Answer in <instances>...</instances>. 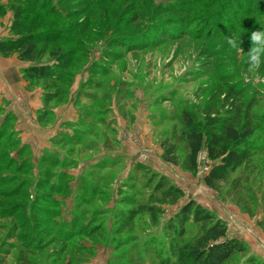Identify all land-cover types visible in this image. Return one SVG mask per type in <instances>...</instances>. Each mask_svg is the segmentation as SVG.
I'll use <instances>...</instances> for the list:
<instances>
[{"label": "rangeland", "instance_id": "1", "mask_svg": "<svg viewBox=\"0 0 264 264\" xmlns=\"http://www.w3.org/2000/svg\"><path fill=\"white\" fill-rule=\"evenodd\" d=\"M11 20L5 8L0 38ZM66 21L80 46H72L47 118H38L47 82L30 83L40 106L20 119L0 106V264H162L165 221L188 201L224 221L227 235L264 264V81L245 80L243 56L225 43L230 32L243 33L248 51L250 32L264 27V0H103ZM235 99L256 102L253 142L262 150L234 173L247 186L231 198L226 187L219 194L205 185L213 161L204 148L189 171L162 159L160 141L176 143L182 159L181 112L205 130L209 115ZM68 117L73 128L63 125ZM149 171L183 196L156 203L155 215L132 214L152 191Z\"/></svg>", "mask_w": 264, "mask_h": 264}, {"label": "trees", "instance_id": "2", "mask_svg": "<svg viewBox=\"0 0 264 264\" xmlns=\"http://www.w3.org/2000/svg\"><path fill=\"white\" fill-rule=\"evenodd\" d=\"M102 1L0 0V15L5 8L12 11L9 35L0 38V56L14 55L25 63L21 72L29 84L47 82L42 94L43 107L38 115L41 121L50 114L47 106L61 95L63 77L74 61L76 48L72 46H80L73 36L74 22L67 24V18L85 14L87 9ZM48 88L51 90L46 91ZM255 104L253 99L247 102L235 99L216 119L209 115L205 130L198 127L187 111H182L180 136L184 156L181 159L176 153V143L163 139L160 141L162 159L194 171L198 154L204 148L208 159L213 161L203 177L205 185L219 194L226 187L225 195L237 196L247 183H241L240 176L234 173L252 160L256 150H262V145L253 142L259 127L251 111ZM74 122L65 125L73 128ZM143 178L145 186H151L152 191L147 202L137 205L131 210L132 214L155 215L160 211L156 203H176L183 196V190L165 175L149 171ZM132 214L122 211L123 218H130ZM190 222L197 224L194 231L186 228ZM164 226L170 242L169 255L162 259V264H232L239 257L243 259L235 264H258L242 241L227 235L224 221L194 201L183 204Z\"/></svg>", "mask_w": 264, "mask_h": 264}, {"label": "crops", "instance_id": "3", "mask_svg": "<svg viewBox=\"0 0 264 264\" xmlns=\"http://www.w3.org/2000/svg\"><path fill=\"white\" fill-rule=\"evenodd\" d=\"M25 63L17 59L16 56H0V106L10 109L20 119L18 113H22L25 108L30 112L36 110L40 105V97L33 99L36 95V88H32L29 82L23 77L21 69ZM38 109V108H37ZM65 125L72 122L69 117L64 119ZM67 128L68 126H64Z\"/></svg>", "mask_w": 264, "mask_h": 264}, {"label": "clouds", "instance_id": "4", "mask_svg": "<svg viewBox=\"0 0 264 264\" xmlns=\"http://www.w3.org/2000/svg\"><path fill=\"white\" fill-rule=\"evenodd\" d=\"M242 34L236 31L230 32V35H225V43L236 56H243L246 68L242 72V77L245 80L264 81V75L261 74V70L264 69V27L260 26L258 30L250 32V47L247 52H243L241 48ZM217 47L219 48L220 45L218 44Z\"/></svg>", "mask_w": 264, "mask_h": 264}]
</instances>
